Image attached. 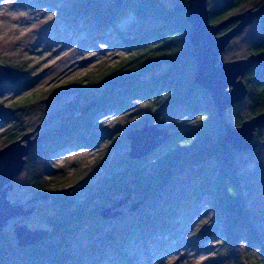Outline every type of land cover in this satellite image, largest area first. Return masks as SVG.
I'll return each mask as SVG.
<instances>
[{
  "label": "trees",
  "instance_id": "obj_1",
  "mask_svg": "<svg viewBox=\"0 0 264 264\" xmlns=\"http://www.w3.org/2000/svg\"><path fill=\"white\" fill-rule=\"evenodd\" d=\"M187 2L70 0L61 8L62 19L75 33L85 31L88 38H91L89 43L93 39L106 40L113 37L116 39L114 47L120 48V55L115 63L89 70L49 93L56 98L73 94L72 100L65 107L69 114L62 124L48 129L43 136L39 135L43 138L30 152L25 169L29 189L34 197L39 200L43 195L50 196L48 203L53 205V213L45 216L50 230H47L43 239L27 246H19L12 234L1 230L0 264H63L66 261L62 253V244L66 238L64 235L72 230L67 224L82 218L90 202L100 201L94 209L100 214L124 199L132 201L131 205L143 204L164 189L173 179L176 168L190 167L202 161L212 163L207 170L208 175L186 198L191 200L192 205L204 196L211 199L214 216L219 219L223 230V264H229V261L240 264L236 257V241L241 238L246 244L258 249L259 257L255 264H264V237L251 221L241 188V178L236 170L238 165L233 160L236 150L225 141L224 126L227 123L236 127L264 113V14L253 22L257 24L252 31V45L248 48L249 54L261 55L263 58L258 67L246 72L244 82L247 95L242 102L235 104L248 102L247 117L237 116L230 123L226 121L224 113H218L209 92L195 82L196 63L189 38L191 25L185 11L179 9ZM210 5L208 20L217 24L234 14L263 7L264 0H212ZM129 15L143 28L139 35L128 38L125 37L127 33L118 31L117 26ZM8 66L19 76L28 74L31 69L23 62ZM25 86H29L28 81L16 84L15 89L20 92ZM42 96L33 93L5 108L7 112H15L17 119L5 131L0 149L25 133L12 131L20 129L19 116ZM135 103H142L143 106L137 111H130L131 104ZM111 113L135 117L123 130L121 137L113 138L111 143L103 147L93 163L67 175L49 165L50 156L67 149L76 151L96 148L103 137L96 133L97 122L99 118ZM187 113L197 116L199 127L180 130L174 127L175 124L166 125L172 126L169 139L141 158H130L127 153L126 157L114 160L107 174L100 178L101 184L87 185L88 194L74 207L70 190L91 180L117 140L127 138L129 131L142 127L146 122L160 126V117L173 118ZM181 207L187 208L188 204L185 202ZM174 212L171 209L168 214L163 211L155 217L141 216L119 233L117 231L109 236L95 238V245H90L85 254L98 253L101 244L109 241L114 243V250L103 251L104 258L109 260L118 255L122 262L128 264L131 261L119 255V250L129 241L136 243L145 233L151 232L152 235L170 230L171 222L177 214ZM82 257L76 254L73 258L83 263L86 258ZM104 258H97L92 264H98Z\"/></svg>",
  "mask_w": 264,
  "mask_h": 264
},
{
  "label": "rangeland",
  "instance_id": "obj_2",
  "mask_svg": "<svg viewBox=\"0 0 264 264\" xmlns=\"http://www.w3.org/2000/svg\"><path fill=\"white\" fill-rule=\"evenodd\" d=\"M68 1L70 0H0V63L8 66L23 62L31 67L28 74L18 75L15 83H0V141L10 124L15 123L17 119L15 112L5 111L12 102L33 93L43 95L19 116L20 129L12 131L27 132L40 125L35 135L43 136L45 131L66 120L69 112L65 111V107L73 97V94H70L56 98L49 93L89 70L115 63L120 55V48L114 47L115 38L93 39L92 43H89L91 38H88L85 31L75 33L70 29L60 13ZM210 1L212 0H207L208 9H211ZM257 19L259 17L255 20ZM256 24L255 22L248 25L230 40L220 54L219 62L245 58L249 55L248 48L252 45L251 36ZM232 25L234 23L226 26L218 34L226 32ZM142 28V25L130 15L117 26L118 31L127 33L125 37L128 38L139 35ZM27 81L29 86H25L23 91H16V84H25ZM142 106V103L131 104L130 111H137ZM248 106L247 101L233 105L223 116L230 123L237 116L247 117ZM192 113L173 118L160 117L158 118L160 127L168 131H172V126H166L170 124H175L174 127L180 130L199 127L198 118ZM134 117L121 113L104 115L99 118L96 125V133L103 136L96 148L76 151L67 149L50 156L49 165L65 175L71 174L77 168L88 166L100 156L108 142L111 143L113 138L121 137L123 130ZM253 142L256 144L255 148L246 151L236 150L233 160L238 165L236 170L241 178V188L250 210L251 221L264 237V127L256 130ZM129 145L126 137L117 140L115 147L109 151L104 163L91 180L72 187L70 198L74 201V207H77L88 194L87 185L101 184L100 178L110 169L112 162L127 156ZM211 164L202 161L190 167L176 168L173 179L157 195L150 197L136 209H131L132 201L128 200L110 210L119 213L109 218H103L100 213L94 211L100 201L90 202L82 218L75 223L67 224L72 230L64 235L66 238L62 244V253L66 261L63 264H92L97 258H104V252L114 250V243L106 241L101 244L97 255H88V252L85 254L90 245H95L96 241H93L95 238L109 236L117 231L119 233L141 216L155 217L163 211L168 214L171 209L177 214L171 222L170 230L152 235L151 232L145 233L136 243L132 244L129 241L118 254L131 261L128 264H223V230L219 219L214 216L211 199L204 196L202 200L192 205L191 200L186 198L188 193L205 181ZM26 172L24 168L10 181L12 189L8 192V199L12 204H26V209L34 207V211L27 216L12 218L5 224L2 231L14 237L15 225L20 224L31 230H50L45 216L53 213V205L48 203V199H34L35 195L29 189ZM185 202L188 207H181ZM236 245V257L240 264L256 263L255 260L259 257L257 248L246 244L243 238L238 239ZM76 254L83 255L86 261L83 263L75 261L73 257ZM118 257L114 255L109 260L104 258L98 264H126ZM228 263L235 264L233 261Z\"/></svg>",
  "mask_w": 264,
  "mask_h": 264
},
{
  "label": "water",
  "instance_id": "obj_3",
  "mask_svg": "<svg viewBox=\"0 0 264 264\" xmlns=\"http://www.w3.org/2000/svg\"><path fill=\"white\" fill-rule=\"evenodd\" d=\"M185 11L191 25L189 38L193 46L192 55L196 63L194 79L197 84L209 92L219 114L228 108L242 102L247 95L244 76L247 71L258 67L262 61L261 55L249 54L245 58L219 62L220 54L225 50L230 40L241 33L244 28L264 14V6L259 9H248L231 16L217 24L208 20L209 9L207 0H188L187 4L179 7ZM226 32L218 34L226 26L233 24ZM19 76L5 64L0 63V83H15ZM225 126V141L234 150L246 151L255 148L253 143L254 131L264 127V113L243 121L239 126ZM40 125L27 131L16 140L0 149V231L12 218L27 216L34 207L26 209V204H12L8 192L12 189L10 181L18 176L27 163L30 150L42 140V136L33 137ZM170 138L168 129L146 122L142 127L133 129L127 134L130 142L128 156L133 159L141 158ZM264 145V142H263ZM49 195L41 196L49 199ZM120 200L115 205L101 212L103 218L117 215L119 211L110 212L125 203ZM140 203L133 204L136 209ZM19 246H27L40 241L47 230L29 229L26 225H15L13 230Z\"/></svg>",
  "mask_w": 264,
  "mask_h": 264
},
{
  "label": "flooded vegetation",
  "instance_id": "obj_4",
  "mask_svg": "<svg viewBox=\"0 0 264 264\" xmlns=\"http://www.w3.org/2000/svg\"><path fill=\"white\" fill-rule=\"evenodd\" d=\"M33 137H37L35 134H34V136ZM35 147V146H34ZM33 147V148H34ZM33 148L30 150V152L33 150ZM29 152V155L27 156V158L29 159L30 158V155H31V153ZM27 164V163H26ZM25 168V167H24ZM34 199H36L35 197H34ZM38 200V199H37Z\"/></svg>",
  "mask_w": 264,
  "mask_h": 264
}]
</instances>
